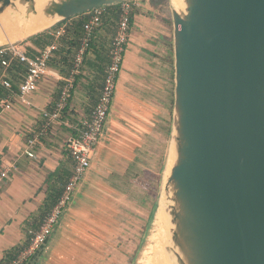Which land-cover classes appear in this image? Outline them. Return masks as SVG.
Wrapping results in <instances>:
<instances>
[{"label":"water","instance_id":"obj_1","mask_svg":"<svg viewBox=\"0 0 264 264\" xmlns=\"http://www.w3.org/2000/svg\"><path fill=\"white\" fill-rule=\"evenodd\" d=\"M123 1L0 0V19L57 24ZM170 4L175 102L157 209L170 220L166 252L172 264H264V0Z\"/></svg>","mask_w":264,"mask_h":264},{"label":"crops","instance_id":"obj_2","mask_svg":"<svg viewBox=\"0 0 264 264\" xmlns=\"http://www.w3.org/2000/svg\"><path fill=\"white\" fill-rule=\"evenodd\" d=\"M147 3L155 4L164 14L155 18L146 15L143 8L138 9L104 135L96 146L90 169L43 251L38 252L42 251V254L37 264H103L108 241L110 246L113 243L108 237L112 234L111 228H119V217L123 213L117 203L118 197L129 194L123 185L128 181V170L137 162L136 149L145 132L142 124L135 123L129 115L130 108L122 104L124 91L128 89L126 92H129L136 82H151L152 75L161 73L159 69L163 74L173 52L170 53L169 47L173 44L174 31L171 9L167 10L170 0L169 3L168 0H147ZM85 16L87 18V14ZM73 21H62L51 32L63 25L71 26ZM113 35L106 28V22L95 32L69 104L60 121L47 132H44L42 112L55 106L63 79L73 67L68 75H64L52 65V76L41 80L30 105L21 103L15 96L11 100V109H4L0 104V167L13 161H17L19 167L0 190V264H7L26 248L30 241L28 230L41 224L43 218L36 220V217L48 197L49 175L60 171V177L69 179L73 172L74 163L67 142L79 132L81 121L91 114L98 101ZM27 46L31 53L43 48L33 40H29ZM156 77L161 92L167 88L164 74L161 78ZM21 82H17L14 92H18ZM161 93L164 97V91ZM167 94L169 96V92ZM39 133H42L41 144L35 148L36 157L30 158L25 154L26 142ZM15 249L20 250L10 258L9 253ZM117 259L113 258L112 263H117Z\"/></svg>","mask_w":264,"mask_h":264},{"label":"built area","instance_id":"obj_3","mask_svg":"<svg viewBox=\"0 0 264 264\" xmlns=\"http://www.w3.org/2000/svg\"><path fill=\"white\" fill-rule=\"evenodd\" d=\"M139 6V0H124L120 6L119 19L109 50V62L105 68L104 83L100 96L91 114L81 121L80 128L78 129L79 132L71 136L67 142V147L74 166L73 172L61 196L52 210L44 216L41 224L38 227H31L28 230L30 236L28 246L7 264H28L47 244L62 215L73 199L77 187L90 169L95 156L96 146L102 140L109 113L116 97L125 61L127 45L130 39L132 13L138 9ZM106 10V6H103L86 13L87 20L83 25V37L75 56L73 69L71 73L63 79L60 97L55 106L42 112L45 120L44 132L53 128V126L60 121L63 112L66 110L75 86L76 77L91 47L95 32L103 25V18L106 14ZM66 31L67 25H63L56 31L51 32V43L47 44L37 53H31L28 46L21 42H13L0 46V67L3 69V73L0 76V83L11 91L7 97L0 100V104L4 109L12 108L13 104L11 100L13 96L17 97L18 100L25 105H30L32 103V95L37 91L41 80L53 74V67L50 64V60L54 57L59 47V40L65 35ZM16 60L27 66V71L19 85L17 93L14 92V83L7 74L12 63ZM41 136L42 133H39L27 140L25 154L28 157H36L35 148L37 145L41 144ZM18 170L17 161L6 163L0 167V190L3 188L5 182L9 180L13 174L18 172Z\"/></svg>","mask_w":264,"mask_h":264},{"label":"rangeland","instance_id":"obj_4","mask_svg":"<svg viewBox=\"0 0 264 264\" xmlns=\"http://www.w3.org/2000/svg\"><path fill=\"white\" fill-rule=\"evenodd\" d=\"M139 2L140 6L138 8H143V12L148 16L161 18L164 14L162 9L155 6V4L147 3V0H139ZM167 6V10L170 11L171 5L168 4ZM137 12L138 10L135 11V15ZM107 23L106 28L115 35L117 24ZM57 24L46 30L54 28ZM151 25V23L148 24L152 27ZM131 34L132 30L126 53L131 43ZM30 37L26 36L14 42L27 45ZM171 52L172 50H170ZM172 53L174 54V49ZM159 70L161 73L156 76L161 78L163 74L161 69ZM156 76H151V82L149 80L133 82L134 84L130 86L129 92H126L128 89L124 91L122 104L130 108L129 115L135 119V123H141L145 131L141 145L136 149L138 159L135 160L143 171L140 172L137 180H128V184L123 185V187L128 188L129 194L128 196L124 194L123 197L121 195L118 197L117 203L123 213L119 217V228H111L112 234L108 237V240H112L113 243L110 246V241H108V251L105 252L104 256L106 258H104L103 264H113V258L117 259V257L118 262L114 264H143L150 255L151 236L155 230L156 213L162 194L169 153H171L175 102V85L171 97L168 96L166 88L161 89V92L164 91L165 93L163 97L159 89V79ZM166 117H168V120H165ZM149 214L150 219H148ZM117 244V249L114 250V246ZM112 250L113 252L110 254Z\"/></svg>","mask_w":264,"mask_h":264},{"label":"trees","instance_id":"obj_5","mask_svg":"<svg viewBox=\"0 0 264 264\" xmlns=\"http://www.w3.org/2000/svg\"><path fill=\"white\" fill-rule=\"evenodd\" d=\"M121 4L122 2L118 4L106 6L107 10L103 18V24L105 22L106 23L110 22L115 25L117 24L118 19H119V11H120ZM138 9H136L135 11H137ZM135 11L132 13L131 26H133V23H134ZM85 15L86 13H83V14H79V15L69 18L71 20L74 19L73 24L67 27V31L65 35L60 38V40L62 41L60 42L59 40V47L57 51L55 52L54 57L50 60V64L57 67L60 70V72L64 75H68L70 73L71 68L74 65L75 56L81 45V41L83 37V25L85 21L87 20ZM131 30H132V27L130 29V32ZM50 32H51V29L45 30L43 32H40L36 35L31 36L29 39L37 42L42 47H45L47 44L51 43L52 41ZM39 39L41 40V42L39 41ZM169 47L171 48V50H173L172 43L169 44ZM168 58H169L168 60L170 64L167 67H165L163 74H164V79L166 82V87H167L166 89L168 90V92L170 91L169 96L171 97V95L173 96L174 85H175L174 54L171 53V55ZM26 71H27L26 64L20 61H17V60L14 61L11 67L9 68L7 74H8V77L13 81L14 83L13 88L15 90L17 89V82L22 81L23 76ZM2 72H3V69L0 67V76ZM9 92L10 91L0 83V99H4L5 97H7L9 95ZM165 120H168V117H166ZM142 171L143 170L140 169L138 165L133 164L128 170L126 179L132 180V181L137 180V177L140 175V172ZM60 174H61L60 171H58L54 174L49 175L48 197L40 210V215L36 217V220H39V219L41 220L42 218H44V216L52 210V208L57 203L59 197L61 196L65 188V185L69 179L68 178L66 179L63 175H61L60 177ZM127 184L128 182L125 183V185ZM123 188L127 192L128 188L127 187H123ZM19 250L20 249H15V251L11 250V252L9 253V255L10 254L11 255L9 257L10 258L14 257V255H16L19 252ZM42 251L39 253V257L41 256Z\"/></svg>","mask_w":264,"mask_h":264},{"label":"bare ground","instance_id":"obj_6","mask_svg":"<svg viewBox=\"0 0 264 264\" xmlns=\"http://www.w3.org/2000/svg\"><path fill=\"white\" fill-rule=\"evenodd\" d=\"M46 1L47 0H38L39 8H42ZM172 1L174 6H178L181 2V0ZM55 22L56 20L41 19L40 17L36 19L33 17L30 22L20 24L19 18L16 21H9L8 18H2L0 19V45L12 43L20 38L43 32L52 27ZM169 221L168 214L165 209L161 207L156 213L155 230L151 236L152 243L149 250L150 255H148L149 258L146 259V262L143 264H172L166 252V246L169 240Z\"/></svg>","mask_w":264,"mask_h":264}]
</instances>
